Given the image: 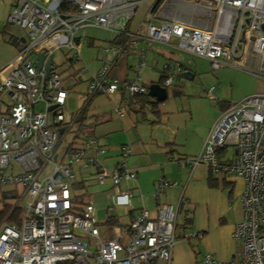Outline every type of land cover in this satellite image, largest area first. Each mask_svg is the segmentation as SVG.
I'll use <instances>...</instances> for the list:
<instances>
[{"label": "built area", "instance_id": "1", "mask_svg": "<svg viewBox=\"0 0 264 264\" xmlns=\"http://www.w3.org/2000/svg\"><path fill=\"white\" fill-rule=\"evenodd\" d=\"M139 2L18 0L11 7L7 22L27 29L28 35L15 59L0 70V189H16L22 214L16 223L5 221L0 226V264H169L176 240L172 206L160 205L154 219L140 210L128 224L112 227V235L105 237L91 219L94 206L81 207L74 195L75 165L81 171L96 166L99 183L109 180L113 187L122 180L134 181L136 174L124 165L114 170L101 168L91 153L102 156L106 151L94 137L76 148L68 149L69 144L61 147L80 111L74 112L71 123L65 122L70 86L54 69L45 78L46 61L60 48L74 51L78 58L76 36L83 28L98 27L125 36L121 43L105 49V54L135 51L139 39L144 38L207 59L212 69L238 62L237 68L264 81V0H202L212 20L207 28L149 19L144 37L127 31ZM38 54L45 56L41 70L35 66ZM139 59L143 67L141 55ZM108 68L103 67L90 79L88 100L95 94L119 90L129 96L147 94L148 88L139 78L120 82L109 78ZM163 72V85L169 86L182 71L179 66L164 65ZM40 103L45 104L42 111L36 109ZM226 147L233 148V159L219 163L217 150ZM119 151L123 156L130 154L128 146H121ZM189 163H205L214 171L245 181L240 196L243 219L232 234L241 242L240 252L229 261L206 253L201 263L264 264V93L248 96L224 110L210 130L202 153ZM50 165V175L40 179ZM171 186L174 184L159 179L156 194ZM133 198L130 190L119 191L115 204L129 207ZM200 237L194 233L187 238Z\"/></svg>", "mask_w": 264, "mask_h": 264}, {"label": "crops", "instance_id": "2", "mask_svg": "<svg viewBox=\"0 0 264 264\" xmlns=\"http://www.w3.org/2000/svg\"><path fill=\"white\" fill-rule=\"evenodd\" d=\"M139 1L142 2V0ZM17 2L18 0H0V70L9 65L15 59L19 48L25 42L24 40L26 37L18 35L16 32L17 28L21 27L7 22V17L11 7ZM201 3L202 1L200 2L199 0H195L194 2L189 0H155L150 8V12H153L159 7L160 11L158 18L156 20H151L155 23L178 21L193 28H207L209 24H211L208 20L211 19L207 17L206 11L202 7ZM135 15L136 11L127 23L128 32H131L129 25ZM159 18H161V20ZM136 32L137 31H135V33ZM77 36L75 42L79 45L81 50L79 41L81 37ZM124 39V35L120 36L117 34L113 39L112 44L121 43ZM138 45L139 47L137 50L129 51L132 52L131 55H134L135 53V57L141 55L142 59H144L145 51L150 50L148 49L150 47H143L141 41H139ZM156 54L161 56L164 55L163 52L158 50H156ZM120 55L115 56L114 61L108 68L109 78L116 79L120 82H132L127 78V71L124 69L126 66L125 58L122 59L121 67L115 69V74H112L113 76L111 75L118 59L122 56ZM76 59L79 60V57ZM207 61L210 63L209 60ZM155 64L160 67L157 70L158 76L154 77L148 84L142 82L140 73H137V78H139L147 88L151 84H159L163 86V66L172 65L171 63H165L160 66L157 60H155ZM146 65L147 64L145 63V66ZM173 66L174 65H172V67ZM179 67L182 71L181 74L177 76L175 75L174 82L165 87L166 92L171 86L182 89L181 86H183V84H180L182 79H193L194 75L191 70L184 71L181 66ZM129 68H131V66ZM153 68H155V66ZM185 72L189 73V76L184 77L183 73ZM213 89L214 88L212 87L209 94L211 96ZM119 91L125 93L123 90ZM117 92L105 95L109 99L111 95ZM103 95L104 94L102 93L95 94L89 100L87 97V99L84 100L85 102L83 101V108L77 109L80 111L77 123L85 127L87 126L89 134L78 140L77 144L73 143L72 147L76 148L81 145L85 139L94 137L98 140L99 145L106 151V153L102 156L97 155V153L94 152L91 153V155L98 158L101 168L105 170H114L116 168H120L121 165H124L128 171L136 173V179L134 181L123 180L118 187H113L109 180L99 183V180L95 177L97 174L96 166L83 171H81L77 165L73 167V171L77 175V185L75 187L76 190L74 191V195L76 197H78V191H82L84 193L81 194V196H87L89 193L93 195L97 192H101L102 190H109L112 194L110 201L104 202L101 206L102 210L105 212L104 224L105 227H107L106 230L99 229L101 236L105 237L112 235V227H121L128 224L131 218L140 210L147 211L150 217L154 219L156 218L157 208L160 205L167 204L172 206L176 217V240L175 245L171 250V260L169 264H202V257L206 253L210 254L219 261H229L234 259L241 250V243H238L237 241L239 240L234 239L232 234L235 225L243 219V208L240 202V196L242 193L240 192L234 200L235 202L239 201L240 207L238 211H236V214L230 219L229 224L226 222V219L223 216L224 214L219 215L218 213H215V215H211L205 202L208 195H205L203 199L196 195L197 189L200 186H198V180L194 177L196 176L200 179L201 173L197 171L199 165H204L208 169L206 176L208 179L211 178L213 183H215V179H213L212 176L213 173L220 171L212 170L205 163H200L196 166L189 163V161L194 158H191L193 156H191L189 152H181V148L184 147L185 142H181L178 139V131L180 130V127L178 125H172L168 122V118L165 117L166 112L161 111L159 105L154 104L150 107V109H148L147 106H140L139 108L137 107L139 102H134L133 100L131 102V98L129 99V104L127 103V105L124 103L125 98H123V107L115 108L107 102L105 97H99ZM95 97L97 98L93 103V107L91 106V109L89 110V105ZM212 98L209 97V99ZM68 99L66 101V107L68 106ZM228 107H225L218 117L215 116V118L210 121L205 128L196 132L198 138L200 139V154L203 151L205 140L210 130L214 127L221 114ZM116 111L121 114L116 113ZM147 112L152 113L153 117L151 116V118H149L146 115ZM202 142H204V144H202ZM121 146L129 147L130 154L128 156L121 155L119 151ZM222 149L223 148L217 150L218 157L220 150ZM162 178L174 183V186L166 188L161 194L157 195V181ZM87 181H89L90 184L87 183V185ZM206 186V188L202 189H206L208 191L214 190V186L212 187V185L207 184V181ZM124 190H130L134 196L129 207L118 206L115 204V195L119 191ZM186 195L189 197L185 198ZM89 204H93V202L90 201ZM186 205L189 207V210L186 211V213L190 212L191 216L186 215L184 223L180 226L181 230L178 231V215L180 214L183 206ZM232 208L233 205L228 206V211L229 209L232 210ZM94 210L95 207L93 212ZM96 210H98L97 207ZM111 218L115 221L114 225L107 222ZM212 222H215V227L220 229V235L215 234L214 223ZM223 222H226L225 230H222ZM194 233H200L201 237L194 239L187 238L188 235Z\"/></svg>", "mask_w": 264, "mask_h": 264}, {"label": "rangeland", "instance_id": "3", "mask_svg": "<svg viewBox=\"0 0 264 264\" xmlns=\"http://www.w3.org/2000/svg\"><path fill=\"white\" fill-rule=\"evenodd\" d=\"M154 1L155 0H142V2L139 3L136 9V15L129 25L131 32L137 31L139 36H145L147 27L146 21L149 19L156 20L160 11L159 7L153 12H150V8ZM189 1L194 2L195 0ZM199 1L201 2L202 0ZM159 19L161 20V18ZM208 21L212 23V20ZM16 32L23 37L28 35L27 29L17 28ZM116 35V32L102 28H83L77 36L81 37L79 39L81 45V50L78 55L79 60L75 58L74 51L69 49L60 48L52 51L50 56L54 71L70 86L68 89L69 102L64 111L65 122L71 123L73 121V113L77 111V109L83 108L84 100L87 99L90 79L98 75L103 67H109L106 62L112 63L114 61L116 54L111 52L105 55L104 50L110 49ZM139 41H141L143 47H150L148 48L150 50L145 51L143 59L147 65H144L145 67L143 68L139 67V56L135 57V53L131 55L132 52L127 50L121 54L122 56L120 55L121 57L119 56L120 58L117 64L115 63L116 66L114 64L115 67L113 66L114 69L111 75L115 74V69L121 67L123 58L126 60L124 69L127 71V78L130 81H137V73H140L142 82L147 84L153 80L154 77L158 76L157 70L160 67L155 64V60L159 62L160 66L165 63H171L174 66H181L184 71H192L194 75L192 80H181L180 84H183V86H181L182 89L171 86L167 89V99L165 101L159 103L156 102L155 99L148 97V103L146 105L148 109H150L153 104L159 105L160 110L166 112L165 117L168 118V122L180 127L178 139L181 142H185L184 147L181 148V152H189L191 156H193L191 158H197L200 154V139L196 134L198 130L200 131L205 128L215 116L218 117L222 110L230 104L239 102L254 94L264 93V81L241 68H237L235 64L238 62H234L219 69H212L211 64L207 60L182 52L178 49L176 50L173 48L174 46L161 43L150 44V42L144 38H140ZM156 50L163 52L164 55L161 56L156 54ZM130 66L131 68H129ZM154 66L155 68H153ZM212 87L214 88L212 92L213 98L209 99L208 89ZM178 90L180 91V95L176 92ZM104 95L99 97H105L107 102L115 108L123 107V98H125L124 100L130 98L128 93L122 91L111 95L109 99ZM96 98L97 97L91 101L89 110L91 106L93 107ZM5 99L7 100V96H5ZM3 109L5 108L3 107ZM36 109L38 111L44 110L45 104H38ZM146 115L149 118H151V116L153 117L150 112H147ZM87 134H89L87 126L85 127L81 124L74 123L70 131L63 137L61 147H66L68 144L73 143L77 144V141ZM202 144H204V142H202ZM233 154L234 150L232 147L223 148L220 150L218 162L228 163L233 159ZM197 171L200 172L201 175L200 179L199 177H194L198 180V186H200L197 189L196 195L202 199L205 195H208L205 202L210 214H224L223 216L229 224L230 219L236 214V211H238L240 207L239 201L235 202L234 200L240 192L242 193L244 191L245 181L236 175L226 174L222 171L216 172L212 175L216 184L211 181L214 190L208 191L202 189L207 187L206 181L208 184V178L206 176L208 169L204 165H199ZM5 172L9 173L10 171ZM50 172L51 165L42 173L40 179L50 175ZM87 183L90 184L89 181H87L86 184ZM10 188L12 187H6L4 190H9ZM77 194L80 205L82 204L81 207L88 205L90 201L93 202L95 210L90 216L99 229L106 230L107 227H105L104 224L105 212L102 210L101 206L104 202L110 201L112 198L111 192L109 190H102L93 195L89 193L87 196H81V194L84 193L78 191ZM188 197V195L185 196V198ZM0 204H2V202ZM230 205H233V208L228 211V206ZM96 207L98 210H96ZM188 210V205L183 206L178 215V231L181 230L180 226L184 223L186 215L191 216L190 212L186 213ZM226 222L222 223V230H225ZM212 223H214L215 234L220 235V229L215 227V222ZM77 233L80 235V232ZM84 239L87 242L90 241L86 237ZM237 242L241 243L240 241Z\"/></svg>", "mask_w": 264, "mask_h": 264}, {"label": "trees", "instance_id": "4", "mask_svg": "<svg viewBox=\"0 0 264 264\" xmlns=\"http://www.w3.org/2000/svg\"><path fill=\"white\" fill-rule=\"evenodd\" d=\"M175 88H178V87H175ZM176 92L180 95V91L179 90L176 91ZM129 97H130L129 99L132 98L131 102H132V100L134 102L135 101L139 102L138 105H137V107H139V108H140V106H146L147 103H148V96L146 94L134 95V96H129ZM129 99L125 100L126 104L127 103L129 104ZM82 120H83V118H82ZM77 122H78V120H77ZM72 145L73 144H69L68 145V149H71ZM162 179L165 180L168 183L174 184V183L168 181L167 179H164V178H162ZM210 181H211V178L208 179V184L209 185H211ZM4 189H0V203L2 202V204H0L1 205V207H0V226L5 221L8 222V223H11V222L12 223L13 222L16 223L17 221H19L20 216L22 214L21 207H20V205L17 204V202H18V193L16 192V189L15 188H10L9 190H4ZM107 222H109L110 224H113V225L115 224V221L112 218L109 219Z\"/></svg>", "mask_w": 264, "mask_h": 264}, {"label": "water", "instance_id": "5", "mask_svg": "<svg viewBox=\"0 0 264 264\" xmlns=\"http://www.w3.org/2000/svg\"><path fill=\"white\" fill-rule=\"evenodd\" d=\"M44 57L45 56L43 54L37 55V59L35 62V66H36L37 70H41ZM52 70H53L52 60L47 59L46 65H45V78H47L49 76V74L51 73ZM183 76L184 77L189 76V73L185 72V73H183ZM165 87L166 86H164V85L161 86L159 84L149 85L148 86V92H147L148 97L155 99L157 102L165 101L167 98V92H166Z\"/></svg>", "mask_w": 264, "mask_h": 264}]
</instances>
